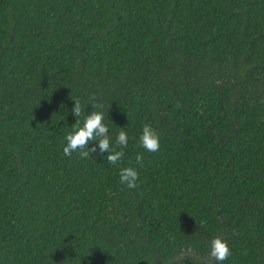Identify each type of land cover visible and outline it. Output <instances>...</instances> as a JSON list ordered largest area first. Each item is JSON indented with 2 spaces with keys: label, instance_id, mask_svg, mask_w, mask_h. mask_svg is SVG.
<instances>
[{
  "label": "trees",
  "instance_id": "16d2710c",
  "mask_svg": "<svg viewBox=\"0 0 264 264\" xmlns=\"http://www.w3.org/2000/svg\"><path fill=\"white\" fill-rule=\"evenodd\" d=\"M90 95L116 165L63 155ZM214 237L264 264V0H0V264H217Z\"/></svg>",
  "mask_w": 264,
  "mask_h": 264
},
{
  "label": "clouds",
  "instance_id": "9594fccd",
  "mask_svg": "<svg viewBox=\"0 0 264 264\" xmlns=\"http://www.w3.org/2000/svg\"><path fill=\"white\" fill-rule=\"evenodd\" d=\"M74 106L71 109L76 120L71 126L72 130L66 133L63 146V155L71 156L74 152L78 153L81 159H91L92 153L104 154L107 153V163L111 165L118 164L123 156V149L128 145V134L121 130L115 138V147L111 144L109 129L104 123L102 103H97L96 96L90 95L87 101L91 105L93 111L91 114H85V109L82 106L81 100L75 98ZM81 117L83 120L81 121ZM96 142L92 147L89 144ZM139 147L149 153H155L160 148V137L158 132L150 125L145 124L142 128V133L138 140ZM117 148L121 150H116ZM136 164L143 167L144 156L138 153L135 157ZM139 173L133 167H123L119 171V183L127 189H135L138 187ZM233 235H236L234 232ZM182 256H187L192 253V249L186 248L180 250ZM232 255L228 243L220 237H214L209 242V256L217 264H223Z\"/></svg>",
  "mask_w": 264,
  "mask_h": 264
}]
</instances>
